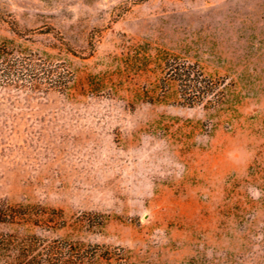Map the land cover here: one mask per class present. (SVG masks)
Here are the masks:
<instances>
[{"label":"rangeland","instance_id":"rangeland-1","mask_svg":"<svg viewBox=\"0 0 264 264\" xmlns=\"http://www.w3.org/2000/svg\"><path fill=\"white\" fill-rule=\"evenodd\" d=\"M0 264H264V0H0Z\"/></svg>","mask_w":264,"mask_h":264},{"label":"trees","instance_id":"trees-1","mask_svg":"<svg viewBox=\"0 0 264 264\" xmlns=\"http://www.w3.org/2000/svg\"><path fill=\"white\" fill-rule=\"evenodd\" d=\"M171 72H178L179 69H169ZM182 76H184L185 79H180ZM178 80H180V82H182V86H183V95L184 96H188V97H192V96H203L205 94H207L210 90H212V87L210 85V83L206 80H198V79H194L193 77H191L190 73H180Z\"/></svg>","mask_w":264,"mask_h":264}]
</instances>
